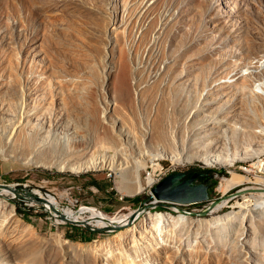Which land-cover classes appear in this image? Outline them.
Wrapping results in <instances>:
<instances>
[{"label":"rangeland","instance_id":"obj_1","mask_svg":"<svg viewBox=\"0 0 264 264\" xmlns=\"http://www.w3.org/2000/svg\"><path fill=\"white\" fill-rule=\"evenodd\" d=\"M263 61L264 0H0V135L9 134L0 147L15 156L0 158V184L17 189L0 195V264H251L250 255L233 251L231 230L227 236L213 231L212 243L203 242L201 231L197 236L142 225L157 211L193 220L241 211L236 202L254 194L242 190L264 188L250 158L224 166L173 164L175 172L208 170L210 199L150 204L134 224L117 231L62 221L45 203L19 194L27 186L54 196L60 212L131 215L150 197L125 193L111 165L73 172L26 163L53 154L25 125L39 131L44 120L58 126L71 121L84 136L81 141L71 131L60 135L71 158L77 151H96L108 164L133 157L148 166L156 159L150 153L164 148L186 156L199 148L198 124L240 130L250 118L255 131L262 123L256 93ZM207 101L211 107L204 106ZM158 160L172 165L168 158ZM226 199L222 208L205 213L212 202ZM6 205L14 208V219ZM259 208L252 203L248 214ZM257 223L254 245L264 254V222ZM65 241L74 244V254L63 248Z\"/></svg>","mask_w":264,"mask_h":264},{"label":"bare ground","instance_id":"obj_2","mask_svg":"<svg viewBox=\"0 0 264 264\" xmlns=\"http://www.w3.org/2000/svg\"><path fill=\"white\" fill-rule=\"evenodd\" d=\"M264 62V61H263ZM264 65V63L262 64ZM252 73H260L259 70L253 71ZM257 85V99L261 100L258 104L259 109L264 110V79H259ZM230 83V82H229ZM204 106L211 107L212 103L207 101ZM246 109V108H245ZM31 117V116H30ZM262 123L258 125L261 129H257L255 127V131L252 130L256 121L247 118L246 127L243 129L233 128V125H225V126H216L213 128H209V126L198 124L195 131L200 133L199 137L195 139L197 145L199 146L198 149L191 148L189 153L186 156H180L175 152H168L167 150L161 149L155 153V156H152L151 153L149 157H156V159H170L174 165H183L184 163H191L193 161H202L206 165H221L224 166L227 162L234 163L237 160L248 159L250 158L251 168L257 169L259 175L261 177L264 176V111L261 112ZM28 121V120H27ZM39 121V120H37ZM43 124L41 127L42 129L37 131L38 128L33 126L32 124L25 125V128L29 133L34 134L38 140V145L41 148L48 147L51 151L52 159L50 160H43V158L37 159L29 158L30 160L26 161V163H34L38 166H45L50 168H57L60 171H73V172H82V171H90V170H98L103 168L106 164L109 166L111 165L114 170L118 173L121 181L123 183V191L127 194L134 195L140 194L145 189V184L142 180L141 170L146 169V162L145 161H135L132 158L131 160H126V164L118 162L117 166L115 162L112 161L108 164V158L104 156L98 157V154L94 152L84 154L82 151H77L75 154V158L77 157L79 160H74L75 158H71L69 152L67 151V143L65 140L60 138V135L66 134L67 131H71L74 135H77L81 138V141L84 140V136L74 128V125L71 121L67 122L64 126H58L56 123L53 122L52 118L50 119V123L41 121ZM61 129L65 131H61ZM211 132L213 136L208 137ZM8 131L2 133L0 135V141L3 142L7 139L9 134ZM243 136L244 143L239 145V136ZM193 138V137H192ZM190 140V138H189ZM193 140V139H192ZM194 141V140H193ZM185 142V141H184ZM187 143V142H186ZM2 144L0 143V146ZM194 146V145H193ZM36 150H40L39 148ZM120 153L122 155H127L124 152V149L121 148ZM119 151L117 152L119 154ZM15 157L13 153L10 152V155L0 147V158L7 159L8 157ZM126 158V159H127ZM145 154H143V159H145ZM32 159V160H31ZM153 159V158H152ZM114 157V161H115ZM32 161V162H31ZM148 164V163H147ZM246 169V168H245ZM247 172H253L252 170L248 169ZM258 175V174H256ZM227 185H231V180L226 179ZM12 187V186H11ZM254 190L253 195H245L243 196L244 202H236L238 207L241 211L239 212H229L224 215L215 216L210 220H193L190 216L185 214L174 215L172 213H165L157 211L153 214H149L146 220H143L142 225L144 227H149L153 230H160V229H171L175 232H183L185 231L186 234L195 233L197 236L199 232L202 233L200 238L203 242L212 241L213 243V231H222L226 233V236L229 230L233 231L231 235V243L233 244L232 249L233 251H239L240 257L243 258L244 255L250 257L248 258L249 263L251 264H264V257L262 256L260 249L257 248V244L254 245L255 241L257 243L259 238V224H256V220L258 222H264V188H257V187H246L242 192H248ZM12 190L4 187H0V195L8 194ZM241 192V193H242ZM41 197H44L41 193H39ZM46 198V197H45ZM49 202L45 203L46 206L51 208L54 211L57 209L53 206V204H57V200L54 196H49L47 198ZM227 199L224 200L220 205H216L210 211H217L222 208L227 203ZM259 204V210H254V213L248 214L249 209L252 203ZM4 203V202H3ZM9 207L11 218L15 216L14 208L10 205H6ZM82 210V209H80ZM222 211V210H221ZM62 213L67 219L72 220L75 219L76 221H81L82 216H88V219L84 220L86 223L98 227V228H107L109 226L116 225L119 222H125L130 215L121 214L120 216L116 217H106L102 212L96 211V209H87L81 211L77 215L75 211H65L60 212ZM132 214V213H131ZM191 215V214H190ZM0 217L2 214L0 212ZM139 218V217H138ZM137 218V219H138ZM194 218V217H193ZM14 219V218H13ZM84 219V218H83ZM136 219V220H137ZM136 220L132 223L134 224ZM61 221V220H60ZM146 224V225H145ZM0 226H2L0 224ZM27 226V225H26ZM28 228V226H27ZM264 230V228H262ZM215 232V233H217ZM158 233V232H157ZM155 234V233H154ZM125 235V234H124ZM189 238V236H188ZM63 248L68 250L70 254H74L76 251L74 250L76 247L73 243H69L67 241L62 242ZM74 250V251H72ZM241 253H243L241 256ZM264 255V254H263ZM18 260V258H17ZM16 261V260H15ZM30 262V261H29ZM17 263V262H16ZM64 263V261L62 262ZM19 264V261H18ZM66 264V263H64Z\"/></svg>","mask_w":264,"mask_h":264},{"label":"water","instance_id":"obj_3","mask_svg":"<svg viewBox=\"0 0 264 264\" xmlns=\"http://www.w3.org/2000/svg\"><path fill=\"white\" fill-rule=\"evenodd\" d=\"M209 171L206 172H196L193 173L192 176L189 178L187 177L188 172L186 171H179L172 173L165 177L159 184H157L153 189L152 192L156 201L149 199L150 203L141 204L136 210L128 218V222L124 225H113L107 228H98L97 230H113L117 231L127 225H131L141 214H143L150 204L153 203H173V204H197L201 202L208 201L210 199V186L206 182H198V179L207 175ZM0 187L8 188L12 191H17V189H13L10 185H1ZM23 195L19 194V196L23 200H35L38 202L47 203L49 202L47 198L41 197L36 195L34 192L30 191L27 186L22 188ZM218 202H212L210 207L208 208L205 213L210 212ZM57 216L62 221L70 222L72 224H83L88 225L86 221L79 222V221H72L67 219L60 211H56Z\"/></svg>","mask_w":264,"mask_h":264},{"label":"built area","instance_id":"obj_4","mask_svg":"<svg viewBox=\"0 0 264 264\" xmlns=\"http://www.w3.org/2000/svg\"><path fill=\"white\" fill-rule=\"evenodd\" d=\"M172 165H164L162 163V160H151L150 165L147 166V168L145 169V176H144V184H145V189L143 190V192H141L140 194L146 193L149 195V199L156 201L154 194L152 192V189L159 184L165 177H167L168 175L175 173V169L172 167L173 163L171 162ZM111 173L109 174V176H115V171L111 170ZM115 179V178H114ZM36 195H39L38 192H34ZM40 196V195H39ZM121 200H123V197L120 198ZM147 203V202H145ZM142 203V204H145Z\"/></svg>","mask_w":264,"mask_h":264},{"label":"flooded vegetation","instance_id":"obj_5","mask_svg":"<svg viewBox=\"0 0 264 264\" xmlns=\"http://www.w3.org/2000/svg\"><path fill=\"white\" fill-rule=\"evenodd\" d=\"M189 174H190V172H188V175H187V177L189 178ZM209 176H210V174L209 173H207V175L206 176H204V177H201V178H204V182H208V180H209Z\"/></svg>","mask_w":264,"mask_h":264},{"label":"trees","instance_id":"obj_6","mask_svg":"<svg viewBox=\"0 0 264 264\" xmlns=\"http://www.w3.org/2000/svg\"><path fill=\"white\" fill-rule=\"evenodd\" d=\"M202 172H206V171H202ZM192 175H193V173H190V174H189V177L192 176ZM200 179H201V181L204 180V178H200ZM19 211L22 212V213H24V211H23L21 208L19 209Z\"/></svg>","mask_w":264,"mask_h":264}]
</instances>
